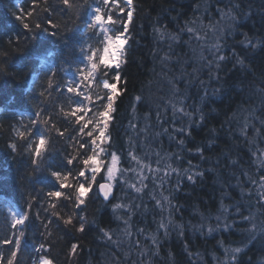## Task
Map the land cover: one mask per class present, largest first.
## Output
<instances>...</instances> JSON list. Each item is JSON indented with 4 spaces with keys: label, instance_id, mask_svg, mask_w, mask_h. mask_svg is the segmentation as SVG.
I'll use <instances>...</instances> for the list:
<instances>
[{
    "label": "trees",
    "instance_id": "trees-1",
    "mask_svg": "<svg viewBox=\"0 0 264 264\" xmlns=\"http://www.w3.org/2000/svg\"><path fill=\"white\" fill-rule=\"evenodd\" d=\"M82 3V0H78ZM51 5L49 12H44L45 0H40V7L37 12L41 20L50 18L53 23L58 25L53 31L57 32L56 36L49 35L42 30L34 34L25 32L21 23L16 20V15L21 10H31L32 0H0V52L6 53L0 56V63L4 68L0 73V239L11 235L10 218L8 213L13 210H21L27 207L26 201L29 195L39 196L47 207V198L44 193L48 190L47 185L51 184L46 171L31 172L29 160L27 156L17 155L13 157L8 148V144L15 139L12 133V127L18 125L22 120L24 124L28 123V117L33 116L36 106L40 105L41 98L39 92L47 85V75H51V70L59 68L62 62H66L68 57L66 41L71 42L73 32L67 31L73 29L75 35H79V19L76 16H69L61 12L57 0H48ZM137 11L134 16V23L130 26L129 45L122 58V81L119 87H126V94L118 101L117 112L115 113L116 123L112 128L114 139V147L119 150L126 151L129 148L128 141L131 139L139 144L147 138L152 143V148L161 151V155L165 152H179L182 156L181 162H172L173 167H179L181 170L188 167L187 161L191 159L193 167L192 172L204 171L206 174L203 178H196L195 183L188 182L184 177L182 189L178 193H174L175 199L173 203L180 205L182 211L176 213L173 217L174 224L184 223L186 225L185 236L181 237L178 230H170L168 237L164 236L163 231L157 232V238L160 242L159 247H153L142 243L141 246H147L149 253L156 255L150 259V255L140 261V264H190L187 253L184 251V245H190V251L194 253L192 259H196L195 253H200V264H219L213 260V255L225 259L223 249L219 248L217 241L225 240V246H240L243 237L240 229L235 228L230 234H213V236L201 237L198 232L192 230L193 225L201 222L200 213L207 218L209 213L212 214V224L215 225L214 217L216 209L219 207V199L222 191L229 193V198H225V204L231 203L235 205L239 199V191H233L227 183L230 180L231 185L236 184V179L231 176L233 171L237 174L241 169L233 168L229 165L230 159H238L247 167L250 164L249 147L244 141L243 136L239 133V128L243 124L244 117L253 108L256 109V101H260L261 94L258 89L264 87V47L256 49H245L243 43L251 38L253 43L257 42V38L264 40V0H135ZM194 3L200 4V10L196 13L203 16L204 28L200 34H207V40L203 42L192 41L190 47H186L189 57L193 58V66L199 68L202 63L199 61V43L212 44L215 43L217 37H220L222 51L219 54L230 57L222 62L221 69L217 70L215 63L212 66V72L219 71L220 81H209L208 69L205 68L202 73H191L188 69L189 76L186 79L191 80L192 75L197 79L192 80L190 86L179 85L180 92L176 93L169 83V80L175 81V78L181 74V70L175 65V55L172 54V61L162 60L166 54H169L168 41L160 42L159 34L154 32V27L161 28V31L167 32L178 31L185 20L194 18ZM240 4V8L234 9L233 15H236L237 22L235 28H230L232 23L225 20L217 26V31L208 30L209 23L216 24L219 13L216 9L229 4ZM17 4L20 5L17 8ZM208 11L205 13L204 9ZM88 12L83 13L82 19H86ZM247 14V15H246ZM33 24L35 19L29 18ZM76 22L74 26L73 22ZM193 27L199 28V21ZM224 28L226 33L222 34L219 28ZM28 39L25 37L30 36ZM17 38L19 42L17 43ZM187 39V36L184 37ZM9 41H12L9 44ZM195 49V52H193ZM236 52L241 59L244 60V66L241 67L232 52ZM180 52V49H176ZM205 55L211 58L207 51ZM184 58V57H182ZM235 65V67H234ZM72 75L70 70L59 73L58 78H68ZM205 81V87L209 94L208 102L203 106V112L206 119L202 125H192L191 137L187 140L185 149L181 152L180 148L174 141H170L167 135L156 140L153 136L156 131H162V127L171 128L172 112L171 103L180 106L179 101L185 95L191 98L186 101V110L194 111L199 106V95L204 94V88H201L199 81ZM126 81V84H124ZM237 81L241 82L239 88H233L231 85ZM227 89L225 95H212L215 88ZM98 91H102L99 90ZM143 97L144 104L137 105L133 109L134 97ZM56 94L53 93V100L42 105L46 107L48 112L53 114V119L58 122V126L68 127L69 125L63 121L58 115V106L62 102L55 99ZM160 107L156 108V105ZM151 107V119L145 120V113ZM216 111L212 112L211 109ZM261 111L256 109V115H264V107L261 105ZM159 111L161 120H156L155 113ZM231 117V119H229ZM179 118V114H178ZM196 119H199L197 114ZM168 122L165 123L164 121ZM136 124L135 129L129 127ZM183 123L188 124V118H183ZM256 127H260L258 121H252ZM146 124L151 127L147 130V137L140 129ZM180 123L175 127H180ZM216 129L213 133L211 130ZM74 134V133H73ZM53 150L48 154V164L58 167L61 164V153L65 151H73L68 148L70 141L55 137L52 133ZM249 135H253L252 132ZM209 141L214 143L209 146ZM262 141V145H261ZM264 140H259V146H263ZM202 146L204 157L201 160L199 155L195 153V146ZM189 149L192 151L190 152ZM255 150V145L253 146ZM227 154V158L225 156ZM138 155H143V151L138 149ZM155 161L156 157H151ZM219 160V163H217ZM156 165L153 163V167ZM214 168L215 171L207 172V169ZM250 171H255L252 167ZM75 171V169H73ZM243 179V178H241ZM175 174L171 177V183L165 185V195H168L173 185L176 183ZM150 188L152 187L150 181ZM224 187L221 188V185ZM159 189H157V196ZM131 195L125 197L129 202ZM144 200L148 203V212L145 214L144 208L134 210L135 215L131 220V228L134 233L137 229L143 227L145 232L151 236L156 232V226L159 223L160 210L154 209V201L149 200L147 196ZM117 200H114L115 203ZM137 203L140 201L137 200ZM244 203V201H240ZM41 211V216L45 215L41 209L40 203L32 209L33 215L36 211ZM66 211L70 212L71 209ZM231 211H234L232 209ZM245 214L247 212L245 211ZM80 215H87L89 226L84 233H79L75 228H65L62 223L52 226V237L50 238L51 253L55 264H130V262H122L119 254L115 253L112 243L99 233V227L107 229H118L115 226V217L112 212V205L105 206L102 200L95 198L89 202L88 207ZM155 215V222L153 216ZM164 218L168 217L167 211L163 213ZM152 219V220H150ZM94 221V223H93ZM167 223V222H165ZM243 226L242 221L240 223ZM78 226V224H77ZM43 227L40 221H34L29 229L27 237L23 240V247L19 255L20 264H32L30 259L34 245L44 241L41 235ZM114 234V231L112 235ZM127 237V243L131 252L139 254L140 248H133V240ZM138 240V238H137ZM140 243L142 242L141 239ZM119 249L125 252L124 238L118 240ZM72 243H78L81 247L78 254L73 256L70 254ZM132 247V248H131ZM117 251V245H115ZM0 251L7 254V247L0 246ZM111 256V257H110ZM264 264V246L257 242L249 245L245 254L240 257V264Z\"/></svg>",
    "mask_w": 264,
    "mask_h": 264
},
{
    "label": "snow or ice",
    "instance_id": "snow-or-ice-1",
    "mask_svg": "<svg viewBox=\"0 0 264 264\" xmlns=\"http://www.w3.org/2000/svg\"><path fill=\"white\" fill-rule=\"evenodd\" d=\"M61 12L69 16H76L79 19V35H75L74 28L66 30L73 32L71 42L66 41L68 57L66 62H62L59 68L52 69L51 75H47V85L39 92L41 98L40 105L36 106L33 116L28 117V123L24 124L21 120L18 125L12 127V133L15 139L9 144L8 148L13 157L17 155L27 156L31 172L46 171L51 181L47 185L48 190L44 193L47 198V207L45 202L41 201L39 196L29 195L26 204L27 207L19 211H10L11 235L0 239V246L7 247V254L0 251V264H20L19 255L23 247V240L27 237L28 229L34 221H40L43 227L41 235L44 241L38 245H34L30 259L32 264H55L54 258L50 255L52 237V226L63 224L65 228H75L79 233H84L89 221L87 215H80L88 207L90 201L94 198L102 200L105 206L111 204L112 212L116 220H120V215H115L118 210H124L122 215L127 218L123 220L124 228L120 231L128 237L133 235L131 231V220L135 215L134 210L144 208L147 214L149 208L148 203L144 200L147 196L149 200L154 201V209L160 210V220L156 227V232L164 231V236L168 237L170 230L176 229L181 237L185 236L186 225L184 223L174 224L173 217L176 213L182 211L177 203H173L175 199L174 193H178L182 189L184 177L191 183L196 182V178H203L204 171L192 172L193 167L191 159L187 161L188 167L182 170L179 167H173L172 162H181L182 156L179 152H165L161 155L160 150L152 148V143L145 138L139 144L129 139V148L124 154V150H117L114 147V139L112 128L115 126V113L118 108V101L126 94V87H119L122 81V58L129 45L130 26L134 23V16L137 11L135 0H57ZM20 5L17 4V8ZM40 7V0H32L31 10L23 11L16 15V20L28 34H34L39 30L47 32L49 35L56 36L57 32L53 31L58 25L53 20L46 18L41 20L37 9ZM51 5L45 0L44 12H49ZM200 4L194 3L193 15L191 20H185L184 24L179 27L178 31L167 32L161 31V28L154 27V32L159 34V41L162 43L168 41L169 54L162 57V60L172 61V54L175 55V65L181 70V74L175 78V81L169 80L172 88L176 93L180 92L179 85L190 86L192 80L197 79L192 75L191 80L186 79L189 76L188 69L191 73H202L205 68L208 69L209 81H220L222 78L219 71L212 72V66L215 63L217 70L221 69L222 62L230 57L219 54L222 51L220 37H217L215 43H199L200 53L199 61L204 62L199 68L193 66V58L188 56L186 47H190L193 40L203 42L207 40V34H200L204 28L203 16L196 15L200 10ZM240 8V4H229L219 7L216 12L219 18L216 24L209 23L208 30L217 31V26L225 20L232 23L230 28H235L237 22L236 15H233L234 9ZM87 11L89 14L86 19H82L83 13ZM208 11L207 7L204 9ZM247 15V14H246ZM29 18L35 19V23L30 22ZM199 21V28L193 27ZM74 26L76 22L74 21ZM222 34L226 33L224 28H219ZM185 35L187 39H185ZM30 36L25 37L28 39ZM19 38H17V43ZM12 41H9L11 44ZM245 49H256L264 47V40L257 38V42L253 43L248 38L243 43ZM180 49V52H176ZM205 51L211 58L206 57ZM195 52V49H193ZM6 53L0 52V56ZM184 57V58H182ZM236 63L244 66V60L234 51L231 54ZM235 67V65H234ZM70 70L72 75L68 78H58L59 73ZM4 68L0 63V73ZM126 84V81H124ZM199 85L204 88V94L197 95L199 97V106L194 111L186 110V101L191 97L185 95L179 101L180 106L171 103L172 127H162V131H156L153 140L167 135L170 141H174L180 148L181 152L185 149L187 140L191 137L192 125L200 126L206 119L203 112V106L209 100V94L205 87V81L200 80ZM241 82L237 81L231 85L233 88H239ZM102 90V91H98ZM227 89L215 88L212 95L223 96ZM261 94V105L264 107V87L258 89ZM53 93L56 94L55 99L62 101L58 106V115H60L68 127L58 126V122L53 119V114L48 112L46 107L42 105L53 100ZM143 97L137 95L134 97L133 109L137 105L144 104ZM210 111L215 112L213 108ZM152 109L149 107L145 113V120L151 119ZM179 114V118H178ZM197 114L199 119H196ZM156 120H161L159 111L155 113ZM188 118V124L183 123V118ZM231 119V117H229ZM252 121H258L260 127H256ZM165 123L168 121L165 120ZM180 123V127L175 124ZM129 127L135 129L136 124ZM150 124H146L140 129L147 137V130ZM213 133L216 129L211 130ZM252 132L253 135H249ZM68 140V148L73 151H65L61 153V164L53 167L48 164V154L53 150L54 137ZM74 133V134H73ZM239 133L243 136L244 141L249 147L250 164L245 167L238 159H230L229 165L233 168H239L241 171L231 173L236 179V184L231 185L230 180L227 183L232 190L239 189V199L235 205L225 204V198L231 199L227 191H222L219 199V207L216 209L214 217L215 225L212 224V214L209 213L206 218L200 213L201 222L192 226L194 232H198L201 237L213 236V234H230L235 228L240 229L243 239L240 241L241 246L226 247L225 240L217 241L219 248H222L225 259L213 255V260L219 264H240V257L245 254L249 245L257 242L264 244V147H260L259 140H264V115L257 116L256 109L253 108L244 117L243 124L239 128ZM214 141H209V146ZM255 145V150H253ZM138 149L143 151V155H138ZM191 152L192 150L189 149ZM195 153L199 155L201 160L204 157L202 146H195ZM155 155V161L151 157ZM227 158V154H225ZM153 163L156 165L153 167ZM219 163V160H217ZM252 167L255 171H250ZM75 169V171H73ZM215 171L214 168L207 169V172ZM176 175L177 180L168 195H165V185L171 183V177ZM243 178V179H241ZM150 181L152 187L150 188ZM224 184H221V188ZM157 189L159 195L157 196ZM122 193L127 197L131 195L128 203H113L114 200L121 197L117 193ZM134 194V195H133ZM140 202L137 203L136 201ZM240 201H244L241 203ZM40 203L41 209L45 215L41 216V211L37 210L33 215L32 209L36 204ZM71 209L70 212L66 211ZM234 209V211H231ZM167 211V223L163 213ZM245 211L247 214H245ZM242 221L243 226L237 221L236 217ZM155 215L153 221L155 222ZM94 223V221H93ZM78 224V226H77ZM99 233L112 244L119 247V241L113 240L114 229L99 227ZM140 236H144L145 229L140 227L137 229ZM152 245L159 247V240L156 235H151ZM81 247L78 243H72L70 254L75 256ZM140 240L138 239L135 248H140ZM148 248L144 247L140 251L141 262L147 255ZM184 251L190 260V264H200V253H195L196 259H192L194 253L190 251V245H184ZM157 253H153L156 255ZM128 253H125V257Z\"/></svg>",
    "mask_w": 264,
    "mask_h": 264
},
{
    "label": "rangeland",
    "instance_id": "rangeland-1",
    "mask_svg": "<svg viewBox=\"0 0 264 264\" xmlns=\"http://www.w3.org/2000/svg\"><path fill=\"white\" fill-rule=\"evenodd\" d=\"M258 103V104H257ZM256 104H257V106H256V109H258V110H260L261 111V97H260V101H256ZM158 107H160V105H156V108L155 109H157ZM261 145H262V141H261ZM254 146V145H253ZM261 147V146H260ZM262 147H264V142H263V146ZM221 184H218V186H220ZM237 190L239 191V189L237 188V189H235V192H237ZM117 195H119L121 198L120 199H117V201L115 202V203H128L126 200H125V196H123V194L122 193H117ZM134 195V194H133ZM14 211H17V210H14ZM123 211L124 210H118L116 213H115V215H120L121 216V219L120 220H116V222H115V226H116V224H117V230L116 231H114V234H113V240H120V239H122V238H124V247H122L123 248V250H125V252L129 249V246H128V243H127V237L125 238V235L120 231V229H122V228H124L125 227V225L123 224V220L124 219H126L127 217L126 216H124V215H122V213H123ZM236 219H237V221L239 222V223H241V221L239 220V217L237 216L236 217ZM150 220H152V219H150ZM160 220V218L158 219V221ZM165 222H167V216H166V218H165ZM157 227V226H156ZM131 231L133 232V235H132V240H133V245H132V247L133 248H135V244H136V241H137V238L138 239H141L142 240V242L140 243V244H142V243H144V244H148V245H152V242H151V238H150V236L145 232L144 233V236H140L139 234H138V232L137 233H134V231H133V229L131 228ZM161 231V230H160ZM163 231V230H162ZM163 233H164V231H163ZM152 235H156L157 236V232H155V233H153ZM261 243H259V245H260ZM263 246H264V244H262ZM241 246V245H240ZM112 247H113V249H114V251H115V253H118V252H122V253H120L119 254V259L124 263V262H130V264H140V261H141V257H140V255L139 254H136V253H133V252H131L130 251V249L128 250V256L127 257H125V253H124V251H122V250H120L119 248H117L118 250L116 251L115 250V244H112ZM131 247V248H132ZM155 246H153L152 248H154ZM229 247H231V245H229ZM141 248L143 249V247L141 246ZM153 251H154V253H156V251L153 249ZM148 255H150V259H152V257H154V255H153V252L152 253H149V254H147L146 255V257H148ZM111 257V256H110ZM145 257V258H146ZM117 264V263H116ZM259 264V263H258ZM261 264H263V263H261Z\"/></svg>",
    "mask_w": 264,
    "mask_h": 264
}]
</instances>
